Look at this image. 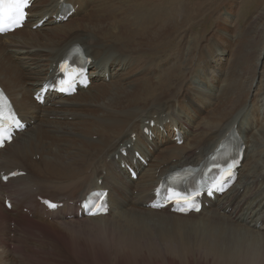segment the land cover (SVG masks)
I'll return each mask as SVG.
<instances>
[{"label": "bare ground", "instance_id": "1", "mask_svg": "<svg viewBox=\"0 0 264 264\" xmlns=\"http://www.w3.org/2000/svg\"><path fill=\"white\" fill-rule=\"evenodd\" d=\"M98 1L35 0L28 9L30 16L23 29L0 35L3 46L0 48V86L26 123V129L16 133L13 141L0 149V235L3 236L0 264H16L11 258L22 253L20 239H11L8 226V220H14L13 212L18 207L30 209L32 213L33 218L19 215L17 223V229L26 236L28 247V237L49 226L43 224L42 208L61 219L69 216L79 220L85 217L81 204L94 191H107L110 209L107 216L89 217L85 223L96 231L113 234L117 247L127 249L124 253L128 252L132 259L149 250L150 255L156 253L165 261L209 257L212 264H264V119L259 123V117H264V113L260 107L257 109L258 105L264 106V83L260 93L257 92L253 116L247 120L234 115L241 110L244 112V98L248 97H245V90L237 88L241 80L234 84L228 82L224 87L217 86L216 95L199 91L198 94L212 105L220 100L216 110L219 117L211 119L207 125H194L190 115L196 108V97L189 95L191 86H184V78L187 74H201L206 79L205 73L212 64L223 59L214 55L217 51L212 46L198 49L192 40L181 49L184 38H191L193 35L189 34L196 32L193 22L196 18L180 16L183 7H192L191 0H172L169 7L160 3L161 6L154 10L151 7L148 16L137 15L134 21L121 16L130 7H135L131 5L133 0H128L127 4L122 0L120 3L100 0L98 6L101 7L106 1L104 8L96 7ZM66 3L75 8V13L64 22L60 20L59 12ZM114 15L117 18L114 17L111 23ZM80 18L84 20L80 21ZM26 26L30 30L25 31ZM107 26L112 27L106 32ZM183 27L189 32L180 36ZM45 29H49V35H43L48 37L34 43L32 38ZM92 31L101 33L96 36ZM221 36L225 37L224 34ZM76 44L84 48L92 61L91 85L79 89L74 97L57 95L49 90L42 103L35 96L36 92L49 82L56 85L59 63ZM194 45L196 49L192 50ZM181 50V60L186 62L183 70L179 60L168 61L173 52L180 57ZM198 55L204 65L199 62L196 70L190 69V60H195ZM234 55L236 58L231 67L238 71L243 68L241 63L244 64L246 55ZM11 56L20 63L12 61ZM155 57L166 60L158 65ZM22 65H25L24 69L19 67ZM217 69V73L226 71L223 64ZM239 73L237 75L241 76ZM167 87L174 90L175 96L165 95ZM76 105H80L79 110ZM89 107L92 111L87 112ZM73 110L78 111L71 112ZM70 117H74V122H67ZM80 117L82 121H76ZM42 127L57 134L54 140L38 146L44 148L47 145L43 169L28 159ZM234 128L246 149L238 170L239 177L231 188L216 195L214 200L205 198L199 214H179L171 210V205L167 208L151 206L156 198L155 190L168 172L187 165H199ZM99 134V141H93L91 136ZM133 134H136L135 139ZM61 136L66 138H59ZM168 141L173 145H168ZM180 141L182 145L177 144ZM19 159L27 161L36 175L11 178L4 184L3 176L22 170L16 166L1 173L5 170L2 167L15 165ZM86 160L90 165H86ZM122 164L125 170L121 168ZM45 174V181L37 178V175ZM49 176H52L51 180ZM30 189L35 199L39 196L42 200L63 203V206L50 211L44 206L41 208L38 200L34 204V197L26 204L19 201L17 194ZM46 194L62 200L44 197ZM5 199L11 203V211L5 207ZM70 202L78 203L77 208L73 209ZM65 224L60 222L58 226ZM14 241L17 246L12 249ZM122 251L118 249V252Z\"/></svg>", "mask_w": 264, "mask_h": 264}, {"label": "rangeland", "instance_id": "2", "mask_svg": "<svg viewBox=\"0 0 264 264\" xmlns=\"http://www.w3.org/2000/svg\"><path fill=\"white\" fill-rule=\"evenodd\" d=\"M99 1L96 4V7L98 6ZM122 1H125L126 4L128 2V0H122ZM122 1L114 0V3H120ZM146 1L147 3H144ZM158 1L156 0H133L132 3L131 2L130 3L131 5H135V7H130L127 10V12H125L124 15H121V16L128 18L131 21H134L137 15L148 16L147 13L152 11L151 10L152 8L154 10L158 8L159 6H161V4L162 5L165 4L164 5L165 7H169L172 0H158ZM191 2H192V7L189 9H186L183 7L181 9L180 16L183 17V16L190 15V16L195 17L196 21L193 20V22L195 24L194 30L196 32L189 34V35L191 34L193 35L191 38H188V36L184 38V42L183 44H181V49H183L184 46L186 48L188 43L192 40V42L194 43L196 42V46H198V49L201 46L204 49H207V47L212 46L214 50L217 51L216 53H214V55L215 56L217 55L218 56L217 58L223 59V61L217 60L212 64L211 69H208L207 73H205L207 74L206 79H203L201 77V74H198V75L196 74L194 76H191V74L189 75L187 74V76H185L186 79L184 78V86L185 85H189V87L191 86L192 92H190L189 95H195L196 97L195 98L196 108L192 112L190 117L193 116L192 118L194 121L193 122L194 125H199V124L207 125V123L211 121V119H216L217 117H219L216 114L217 112L216 110H217V105L220 102V100L216 101L215 99L216 103H213L212 105L209 101H205L203 97L198 94L199 91H201V93L203 94L204 93L215 94L217 86L224 87L225 85L228 84V82L234 84L238 80L239 81L241 80L242 83H237L239 85L237 86V88L238 89L241 88V90H245L246 91L245 97L246 96L248 97L244 98V101H246L245 106H244L245 107L244 112L243 110H241L234 115L240 118L243 117L247 120V118H250V115H252L251 114L252 110L256 108L254 106L255 101H256V95L260 93V90H262L261 88H263V83H264V0H191ZM103 6L104 7L107 6L106 1L102 3V7L99 5L97 8H104ZM114 17L117 18V15H114L112 17L111 23L113 22ZM123 17H121V19H124ZM80 19H81L80 21L84 20L82 18ZM86 19L87 18L85 16V21ZM93 25H97L99 27L98 24L94 23ZM111 27L112 26L110 27L107 26V28L105 27V31L107 32ZM183 28L181 30L180 36L189 32V30L186 27H183ZM28 30H30V28L26 26L25 31H28ZM35 30H36V27L34 28V31ZM44 31L41 32L42 34H39L40 37L37 36L36 38H32V41L34 43L41 42L42 40L47 38L48 36L46 35H49L48 34L49 29L47 30L45 29ZM92 32L95 33L94 31ZM100 33L101 32L95 33V34L96 36H98ZM43 34H46V35L44 36ZM221 34H224L225 37L222 38ZM187 41L188 43H186ZM242 41L244 42L241 43ZM239 46L242 47V49ZM0 48L2 49L3 46L0 45ZM172 48L173 47H171L170 49ZM195 49L196 48L194 45V47H192V50H195ZM223 50L226 52H223ZM236 53L242 54V55H244L245 53L246 55L244 59L245 61H243L244 64L241 63L244 69L240 68L238 69V71H237V68L233 66L231 67L232 60L236 58V55H234ZM186 54L187 53H185L184 55ZM3 55L6 56V53H3ZM181 56H182V50H181L180 57L178 56L176 57V53L173 52V54L168 57V59H170L168 61L177 62L179 60L180 64H182L183 66L182 67V70H183L184 66H186V62H183L181 60L182 59ZM199 56L200 55H198V57L195 58V60L193 61L190 60V69L194 68V70H196L199 62H201L204 65L202 60H200ZM11 60L20 63L19 61L14 60L12 56H11ZM157 60H158V65H160L161 61L166 60V59L159 60L157 58ZM221 64L225 65L226 71H224L223 74L221 72L217 73L218 72L217 68L220 67ZM19 67L21 69H24L25 65L24 66L22 65V67L21 66ZM88 70L90 71L91 68L89 67ZM236 72L237 73L240 72L241 76H238ZM242 72H244V74ZM243 82L245 83V85ZM250 86H251V89L249 90ZM14 88L15 90L18 89V83L14 85ZM90 90L93 91L92 88ZM168 91H171V93H169ZM164 92L166 96H175L174 90H172L169 87L165 88ZM262 93H264V91ZM77 107L79 110L80 105H78ZM205 107H207V109ZM258 107H260L261 113L263 114L264 106L258 105L257 109ZM78 110H73L71 112L75 113ZM86 110L87 112L92 111V107H89ZM213 110H214V113H213ZM182 116H186V114ZM80 118L76 119V121L80 120L79 122H81L82 118L81 119ZM262 119H264L263 115L259 117V123L264 121V120L261 121ZM76 121L75 123H78ZM67 122L69 123L74 122V117H70L69 121ZM189 122L190 121L187 120V123ZM243 123L245 124V126L248 125L246 121H244ZM152 125L153 124H151V126ZM41 130L42 131L36 135L37 139L38 138L39 139L36 145L33 147V150H34L33 153L28 156L29 158L28 157L27 158L31 162H34L36 165H38L39 167L43 169L44 168L43 162L45 161V159H47V155H48L47 152L45 151L47 145L44 146V148H39L38 146L40 143L46 144L49 140H52V139L54 140L57 134L50 133L48 130H46V127H42ZM48 134L51 136H49ZM135 135L136 134L132 135L133 139H135L136 137ZM91 137L93 141L96 142V141H99L101 136L99 134V135L91 136ZM59 138H66V137L61 136ZM168 145L172 146L173 143L168 141ZM26 162L27 161L23 159H19V161L15 165L10 164L8 166L2 167L5 170L1 171V173L10 171V169L15 168L17 166L27 175L28 174L36 175V172H34L32 167ZM86 162L87 160L85 161V163ZM86 165H90V164L86 163ZM122 167L125 170L124 165H122ZM51 177L52 176H49L48 179L51 180ZM37 178H39V180L45 181L47 177L45 174L42 176L37 175ZM133 178L137 180L136 177H133ZM101 182L102 180L99 181V184H101ZM4 184H7V183H4ZM17 195H19L18 200L22 201L24 204L29 202V200H32L33 197H34L33 202L34 204H36L38 197H39V196H36V199H35V195L33 193V190L31 189L21 194H17ZM46 196L58 202L62 200V199H57L55 196H52V195L46 194L44 197ZM39 204L41 205L40 201H39ZM70 206H72L73 209H76L78 206V203L75 204L74 202H70ZM22 208L23 207L21 208L18 207L13 212L14 220H11V219L8 220V222H10L8 226L10 228L11 239H14V240H17V238L20 239V251H22V253L14 254L15 256L11 258L12 260L16 261V264H161V263L163 264H170V263L171 264H179V263L180 264H200V263L201 264H212L209 262V257L185 258L181 260L180 259H174V260L168 259L169 261L168 260L165 261L163 260L162 257L157 255L156 253L152 252L153 256L152 254L150 255L149 250H145L144 254L140 255V257L136 256L134 257V259H132L129 256L128 252L125 255L124 252L128 251L127 249H122V248L117 247L116 243L114 242L115 239H113V234L111 235L107 234L106 232H103L102 230H99V229L98 231H96V229L92 227V225L89 226L87 223H85L89 217L85 216V217L79 218V220H76L75 218L67 216L61 219L57 216H52L50 212H47V210L42 208V205H41L42 210H41L40 216H42L43 224L45 225L48 224L49 226L46 228V230L40 231L37 235L31 234L28 237L29 246L26 247V239H25L26 236L25 234H22L23 232H21L20 229H17V223L19 220L18 216L26 215L27 217H30V218H33V217H32V213L30 212V209H27V208L22 209ZM8 211H11V210H8ZM60 222H66V224L64 226H58V223ZM50 224L52 227L50 226ZM1 235H0V240H3V236ZM72 237L73 238L75 237V238L73 239ZM118 241L119 240H116V242ZM38 242L43 243V245L39 244ZM16 246H17V241H14V243L12 244V249ZM118 249L123 250L122 253L118 252Z\"/></svg>", "mask_w": 264, "mask_h": 264}, {"label": "snow or ice", "instance_id": "3", "mask_svg": "<svg viewBox=\"0 0 264 264\" xmlns=\"http://www.w3.org/2000/svg\"><path fill=\"white\" fill-rule=\"evenodd\" d=\"M28 5V0H0V32L4 30L3 23L5 20L9 24H17L25 16L24 9ZM63 65L61 69L63 70ZM3 94L0 93V97ZM14 112L9 108L7 117L5 116L2 106H0V131L3 130V125L6 120H13ZM98 199V198H97ZM51 206V205H50ZM101 207H104L102 204Z\"/></svg>", "mask_w": 264, "mask_h": 264}]
</instances>
